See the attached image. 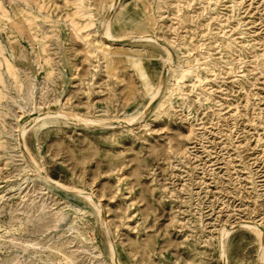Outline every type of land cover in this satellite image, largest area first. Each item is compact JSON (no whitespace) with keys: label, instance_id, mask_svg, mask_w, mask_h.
<instances>
[{"label":"rangeland","instance_id":"1","mask_svg":"<svg viewBox=\"0 0 264 264\" xmlns=\"http://www.w3.org/2000/svg\"><path fill=\"white\" fill-rule=\"evenodd\" d=\"M247 222L264 0H0V264H264Z\"/></svg>","mask_w":264,"mask_h":264},{"label":"bare ground","instance_id":"2","mask_svg":"<svg viewBox=\"0 0 264 264\" xmlns=\"http://www.w3.org/2000/svg\"><path fill=\"white\" fill-rule=\"evenodd\" d=\"M76 4V3H75ZM110 6V9H114V7H115V2L113 1L112 3H111V5H109ZM111 11V10H110ZM109 17H107V19L104 21V28H103V36L105 37V38H107V39H111L112 41L115 39L112 35H111V33H110V31H109V19H108ZM138 38H147V40H156L157 38L154 36H151V35H143V36H140V37H138ZM110 41V40H109ZM162 44V43H161ZM164 45V44H163ZM165 49H166V47H165ZM166 52H167V61H166V63L164 64V73H166V72H168L169 70H171V69H173L172 68V66H173V57H172V54H171V52L168 50V49H166ZM189 71V69H186V70H184L181 74H179L178 76H176V78H177V80L180 82V81H183L184 79H185V75H186V73ZM196 75V74H195ZM161 76H163V75H161ZM164 76H165V74H164ZM198 79V78H197ZM199 80V79H198ZM163 81H164V77H162L161 78V83H160V86H159V88H158V90L156 91V93H155V95L152 97V99L151 100H153L158 94H159V92H160V89L162 88L161 87V85H162V83H163ZM200 81V80H199ZM169 90V89H168ZM149 108V106L143 111V113L147 110ZM53 113H55V112H53ZM52 113V114H53ZM46 115H48V116H50V113H44V114H39L38 116H35V117H33L32 119H30L31 121H25V123H23V126H21V129H20V134H21V136L23 137V135L25 134V132H26V130H27V128H28V126L30 125V124H32V123H34V122H36L38 119H40V117H44V116H46ZM56 115H61V113H56ZM141 115V114H140ZM64 117H65V115H63ZM74 119V118H73ZM76 120V119H75ZM123 121H125L124 119H122ZM126 120H128V121H130L131 119H126ZM78 121V120H77ZM89 122H91V124L92 123H94L92 120H88V122L87 123H89ZM117 123V122H116ZM126 123V122H125ZM96 124V123H95ZM111 124H113V122L112 121H105V122H101V125L102 126H108V125H111ZM119 124V123H118ZM90 125V124H89ZM100 125V124H99ZM20 137V136H19ZM32 162V167H33V169H35L36 171L37 170H39V167L38 166H36V164L35 163H33V161H31ZM79 194H81L82 196H83V198L96 210V212L100 215V218L102 219V222L104 223L105 221H104V219L102 218V214H101V204H100V202L98 201V200H94L93 198H92V193L91 192H87V191H84V190H78V189H75ZM226 224V223H225ZM243 226H245V227H248V228H251L252 229V231H254V233L259 237V239H260V241H261V248L262 249H264V244H263V241H262V238L261 237H263L262 236V234H263V232H262V230L261 229H259L258 228V224H249L248 222L247 223H245V224H242ZM221 233V235H225V234H227L228 233V230H226L224 227H222V229H221V231H220ZM219 234V235H220ZM222 237V236H221ZM219 238H220V236H219ZM218 238V239H219ZM220 243V242H219ZM260 243V242H259ZM111 248V255H112V259L114 258V263H116V264H118V262L115 260V257H113V253H114V250H113V247L111 246L110 247ZM113 252V253H112ZM261 252V251H260ZM222 254H225V253H223V249H222ZM222 256H224V255H222ZM260 259H263L264 260V250H262V254H261V256L259 257ZM262 260V261H263ZM113 261V260H112Z\"/></svg>","mask_w":264,"mask_h":264}]
</instances>
